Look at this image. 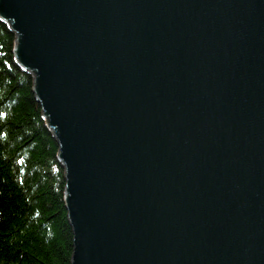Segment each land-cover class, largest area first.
Wrapping results in <instances>:
<instances>
[{"label":"water","instance_id":"95a60500","mask_svg":"<svg viewBox=\"0 0 264 264\" xmlns=\"http://www.w3.org/2000/svg\"><path fill=\"white\" fill-rule=\"evenodd\" d=\"M65 166L72 264H264V0H0Z\"/></svg>","mask_w":264,"mask_h":264},{"label":"trees","instance_id":"16d2710c","mask_svg":"<svg viewBox=\"0 0 264 264\" xmlns=\"http://www.w3.org/2000/svg\"><path fill=\"white\" fill-rule=\"evenodd\" d=\"M0 17V264H72L60 143Z\"/></svg>","mask_w":264,"mask_h":264}]
</instances>
